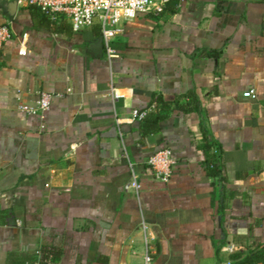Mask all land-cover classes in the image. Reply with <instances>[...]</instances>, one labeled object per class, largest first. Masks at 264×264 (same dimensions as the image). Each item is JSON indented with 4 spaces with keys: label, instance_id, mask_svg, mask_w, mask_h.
Segmentation results:
<instances>
[{
    "label": "crops",
    "instance_id": "1",
    "mask_svg": "<svg viewBox=\"0 0 264 264\" xmlns=\"http://www.w3.org/2000/svg\"><path fill=\"white\" fill-rule=\"evenodd\" d=\"M3 23L0 264L47 250L58 258L46 264H144L145 235L150 264H229L264 246V0H171L123 22L111 57L91 47L97 24L74 31L0 0ZM41 91L48 110L19 108ZM163 149L176 161L167 183L147 164ZM211 155L222 180L206 173Z\"/></svg>",
    "mask_w": 264,
    "mask_h": 264
},
{
    "label": "built area",
    "instance_id": "2",
    "mask_svg": "<svg viewBox=\"0 0 264 264\" xmlns=\"http://www.w3.org/2000/svg\"><path fill=\"white\" fill-rule=\"evenodd\" d=\"M171 0H17L20 4H27L37 7L44 15L51 19H66L72 30L79 31L83 28L97 24L100 30V36L105 52L108 57L114 53L111 47V40L119 33L121 24L126 20L134 18L137 14L158 15L162 13ZM13 37V32L8 23L0 24V51L3 45ZM27 37L26 33L21 36V47L18 54H25V48L22 47ZM244 96L256 97L253 89L246 90ZM53 94L48 91H41L35 106L21 104L19 108L29 114L38 111L48 110ZM117 97L114 94V98ZM133 118L142 119L146 115L145 110L134 109L131 112ZM175 159L168 149L153 152L147 160V164L153 178L167 183L171 177ZM140 183L137 174L132 170L129 182L125 189L134 191L138 194ZM146 226L143 224V229ZM145 247L143 259L144 264H150L152 261V252L145 235ZM231 248V247H230Z\"/></svg>",
    "mask_w": 264,
    "mask_h": 264
},
{
    "label": "trees",
    "instance_id": "3",
    "mask_svg": "<svg viewBox=\"0 0 264 264\" xmlns=\"http://www.w3.org/2000/svg\"><path fill=\"white\" fill-rule=\"evenodd\" d=\"M196 109H198V106H196ZM200 111V108H199ZM157 118V117H156ZM156 118L154 120H142V124L140 126L142 134H147L156 129ZM205 170L208 175L217 177L218 179L222 180L224 178L223 176V168L221 167V161L220 156L217 155H211L207 156L205 161ZM264 251V246L257 249L254 252L247 253L245 256L241 257V253H233L230 254V261L229 264H257V259H259ZM51 251H44L43 256L41 258L40 264H46L48 260H56L58 257L53 255L50 257ZM217 264H225L222 262H218Z\"/></svg>",
    "mask_w": 264,
    "mask_h": 264
},
{
    "label": "water",
    "instance_id": "4",
    "mask_svg": "<svg viewBox=\"0 0 264 264\" xmlns=\"http://www.w3.org/2000/svg\"><path fill=\"white\" fill-rule=\"evenodd\" d=\"M91 47L98 52H102L103 49V43H102V38L101 36L97 38V40L95 42H93V44H91Z\"/></svg>",
    "mask_w": 264,
    "mask_h": 264
}]
</instances>
